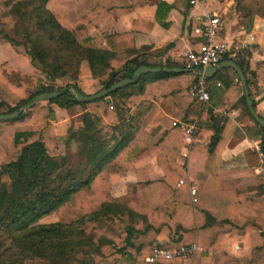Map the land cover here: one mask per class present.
Listing matches in <instances>:
<instances>
[{
	"label": "trees",
	"instance_id": "16d2710c",
	"mask_svg": "<svg viewBox=\"0 0 264 264\" xmlns=\"http://www.w3.org/2000/svg\"><path fill=\"white\" fill-rule=\"evenodd\" d=\"M149 2L0 0L4 8L0 39L17 54L30 56L51 81L70 78L65 86L56 87L39 83L36 76L7 63L0 64V115L20 110L39 94L62 90L53 99L0 120V264L34 259L47 264H96L94 256L105 258L102 264H115L119 259L144 264L165 225L172 237L164 248L194 243L213 264H264V162L263 175L249 167L221 168L217 158L229 119L222 124L210 114L208 121H199L202 104L190 95L189 86L183 89L184 101L177 99L183 93L175 92L180 73H145L136 83L87 102H79L72 92L77 89L88 95L77 84L83 59L101 89L132 78L136 68L146 65L134 47L133 32L139 23L148 28L153 23L135 19L131 32L118 34H110L108 27L111 18ZM174 5L158 3L156 21L166 27L162 19ZM102 42L107 50L97 47ZM226 60L230 59L225 56ZM232 60L246 72L243 60ZM31 80L37 83L33 85ZM241 103L243 122L259 135L264 156V127L248 110L245 95ZM252 103L255 109V101ZM52 105L83 109L81 126L74 129L78 163L56 151ZM158 112L160 124L168 131L155 138L145 127ZM169 115L195 123L200 129L195 138H201L203 127L211 131L204 155L196 158L192 153L187 169L180 157L185 134L172 126ZM151 157L157 160L163 177L128 182L124 195H111V163L137 165ZM190 184L195 188V201ZM51 213L57 221L38 223ZM237 241L239 250L234 249ZM156 264L184 261L181 257L160 258Z\"/></svg>",
	"mask_w": 264,
	"mask_h": 264
},
{
	"label": "crops",
	"instance_id": "0c3cea01",
	"mask_svg": "<svg viewBox=\"0 0 264 264\" xmlns=\"http://www.w3.org/2000/svg\"><path fill=\"white\" fill-rule=\"evenodd\" d=\"M162 1L168 4L175 3L162 19L163 22L167 23L166 27L155 19L157 4ZM0 7H2L1 12L4 8L1 4ZM211 12H219L220 15H223L224 27L221 38L227 41L229 46L238 54L235 58L244 61L246 66L244 74L250 98L255 101V112L264 119V68H260V65L264 66V18L256 16L251 21L245 20L243 22L238 17L229 14L225 4L219 0H198L194 4H191L190 0H150L148 5L137 7L118 18H111L108 32L110 34L131 32L132 21L135 19L151 21L153 24L150 28L146 24H137L133 32L134 47L140 51L139 59L148 66L165 68L166 66L160 64L168 63L173 66L168 68L182 70L175 72L181 74L175 85V92H180V90L183 92L182 94L178 93L177 96L178 101L183 102L185 94L183 89L190 86L196 77L195 73L184 69V54L189 49L197 48L200 38L193 32V28L198 17ZM93 35L98 36V32L93 33ZM97 47L104 50L108 49L104 42L98 43ZM3 63H7L25 74L40 76L41 70L30 56L17 54L5 39H0V64ZM207 78L209 100L201 102L198 120L208 121L210 114L220 118L222 124L224 120L229 119L224 130L226 140L217 158V163L225 169L249 167L254 170L255 174L263 175L264 156L260 149L259 135L256 134L252 126L243 122L244 113L241 97L244 95V88L238 74L232 67L226 66L218 69L211 77ZM77 84L85 94H94L102 88L99 80L92 77L89 64L85 59L80 64ZM51 108L53 111L50 120L54 125L57 142L67 135V130L71 126L75 129L81 126L83 113L81 106L73 105L68 109H63L52 105ZM169 117L171 120H178L176 116L169 115ZM160 118L161 115L158 112L145 127V130L152 133L155 138L166 135L168 131V127L160 124ZM199 130L197 126L196 132ZM195 133L190 142L184 140L180 151L185 169L191 162V154L193 153L196 158H201L209 143L210 130L203 127L200 131L201 138H195ZM108 173L111 195L115 197L125 194L128 182L156 180L164 175L154 157L146 158L137 165L130 162L111 163ZM181 213L182 211H180ZM43 218L44 216L40 219ZM171 237L170 227L163 226L156 237L154 247H162L163 244L169 242ZM235 244H240V242L237 241ZM145 258L144 264H149ZM182 259L184 264H213L209 256L201 255L200 248ZM105 260L100 256H94L96 264H102ZM115 264L129 263L119 259Z\"/></svg>",
	"mask_w": 264,
	"mask_h": 264
},
{
	"label": "built area",
	"instance_id": "2783aa9c",
	"mask_svg": "<svg viewBox=\"0 0 264 264\" xmlns=\"http://www.w3.org/2000/svg\"><path fill=\"white\" fill-rule=\"evenodd\" d=\"M198 0H190L191 4ZM224 27V18L217 12L202 14L198 17L197 23L193 28V32L200 38L197 48L189 49L184 54V69L191 73H195L196 77L190 83L189 93L200 102L209 100V86L207 76L202 73L203 69L208 67H216L227 56L229 59L236 57L235 50L221 38V32ZM172 126H178L185 134L184 140L190 142L197 130L195 123H189L179 120H173ZM182 184V180L178 185ZM192 201H195V188L189 185ZM199 246L191 244L189 246L164 248L154 247L152 253L145 258L149 264H154L157 259H171L174 257L186 258L195 250H199ZM201 249V248H200ZM235 250H239V244L234 245Z\"/></svg>",
	"mask_w": 264,
	"mask_h": 264
},
{
	"label": "water",
	"instance_id": "95a60500",
	"mask_svg": "<svg viewBox=\"0 0 264 264\" xmlns=\"http://www.w3.org/2000/svg\"><path fill=\"white\" fill-rule=\"evenodd\" d=\"M226 66L232 67L236 71V73L238 74L240 81H241L243 88H244V95L246 98V106H247L248 110L250 111V113L252 114V116L254 117V119L258 122V124H260L262 127H264V119H262L255 112V109L253 107V103H252V100L250 98L249 90L247 87V81H246L245 74L242 71V69L237 65L236 62H234L232 60L222 61L216 67H208L206 69H203L202 73L207 77H211V75L213 73H215L218 69L226 67ZM161 70L168 71V72H181L182 71L179 68H168V67L161 68L158 66L154 67V66H148V65H141L133 71L132 78H124V79L112 84L110 87L105 88V89H101L100 91H98L94 94L84 95L77 89H72V92L79 102H87V101H91L94 99L104 97V96L108 95L109 93L113 92L114 90H116L120 87H123L127 84L136 83L142 74L149 73V72H158ZM61 92H62V90L39 94V95L35 96L32 101H30L26 105L22 106V108L20 110L15 111L11 114L0 115V120L13 118V117L17 116L21 111L29 110L30 108H32L34 105H36L40 101L50 100V99L57 97ZM106 102H109V99H106Z\"/></svg>",
	"mask_w": 264,
	"mask_h": 264
},
{
	"label": "rangeland",
	"instance_id": "374dc122",
	"mask_svg": "<svg viewBox=\"0 0 264 264\" xmlns=\"http://www.w3.org/2000/svg\"><path fill=\"white\" fill-rule=\"evenodd\" d=\"M219 1L225 4V6L227 7V12H229V14L238 17L240 20H243V22H245V20L251 21L256 16H260L264 18V0H219ZM0 9L2 10V7H0ZM37 78H38L37 81L39 83L41 82L44 84H50L56 87L65 86L70 82L69 77H63L55 81H51L46 75V73L43 72H40V76ZM31 83H33L34 85L37 82L31 80ZM74 129L75 128L71 126L67 130V135L64 138L60 139L59 142H57L56 151L60 156H67L70 158V160H73L74 163H78L79 157L76 154L77 143L75 140L76 136L74 134L75 132ZM5 184L8 188H10V182H6ZM169 214L170 213H167V216H169ZM56 220L57 218L55 214H50L44 216L43 219L38 220V223L41 222L50 223ZM24 264H47V263L39 259H34V260H27L25 261Z\"/></svg>",
	"mask_w": 264,
	"mask_h": 264
}]
</instances>
